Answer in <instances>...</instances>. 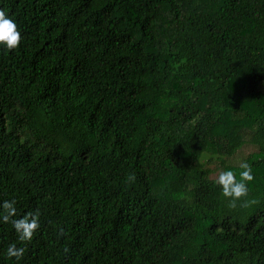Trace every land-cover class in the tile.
<instances>
[{
    "label": "trees",
    "instance_id": "obj_1",
    "mask_svg": "<svg viewBox=\"0 0 264 264\" xmlns=\"http://www.w3.org/2000/svg\"><path fill=\"white\" fill-rule=\"evenodd\" d=\"M0 10V205L40 212L25 243L0 218V264H264V0ZM242 162L256 203L230 208L212 175Z\"/></svg>",
    "mask_w": 264,
    "mask_h": 264
},
{
    "label": "clouds",
    "instance_id": "obj_2",
    "mask_svg": "<svg viewBox=\"0 0 264 264\" xmlns=\"http://www.w3.org/2000/svg\"><path fill=\"white\" fill-rule=\"evenodd\" d=\"M22 36L18 30L17 24L6 16L3 10H0V45L5 46L7 50L11 51L18 48L21 44ZM239 167L242 169L239 172V179L237 173L233 170H222L218 173L215 179V184L218 185L222 191V195L228 201V207L236 208L238 202L241 207H248L255 204V200L249 201L247 199L249 194L248 185L254 180L252 166L247 162H242ZM15 200H5L0 207L3 209L2 218L4 223H11L17 233L18 240L21 243L30 242L33 239L34 233L40 227L39 216L40 212H28L19 219H14L17 215ZM59 235L64 236V229H59ZM68 249L65 248V252ZM26 248L18 247L17 244L11 243L7 247L6 258L19 262L25 255Z\"/></svg>",
    "mask_w": 264,
    "mask_h": 264
},
{
    "label": "rangeland",
    "instance_id": "obj_3",
    "mask_svg": "<svg viewBox=\"0 0 264 264\" xmlns=\"http://www.w3.org/2000/svg\"><path fill=\"white\" fill-rule=\"evenodd\" d=\"M254 150H255L254 146H248V147L244 148L239 154H237V156L235 158L236 163L239 164L244 157L248 156V154H250ZM212 176L217 177L218 172H214Z\"/></svg>",
    "mask_w": 264,
    "mask_h": 264
}]
</instances>
